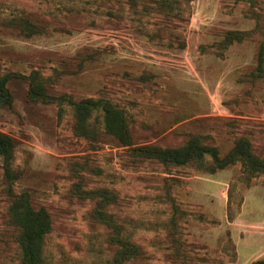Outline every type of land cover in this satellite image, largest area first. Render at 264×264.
I'll return each instance as SVG.
<instances>
[{
	"label": "rangeland",
	"instance_id": "1",
	"mask_svg": "<svg viewBox=\"0 0 264 264\" xmlns=\"http://www.w3.org/2000/svg\"><path fill=\"white\" fill-rule=\"evenodd\" d=\"M0 264H22L11 198L51 229L44 264H250L264 259V173L236 162L140 159L191 137L264 159V0H0ZM122 110L131 145L81 123L70 99ZM138 248L139 254H132Z\"/></svg>",
	"mask_w": 264,
	"mask_h": 264
},
{
	"label": "trees",
	"instance_id": "2",
	"mask_svg": "<svg viewBox=\"0 0 264 264\" xmlns=\"http://www.w3.org/2000/svg\"><path fill=\"white\" fill-rule=\"evenodd\" d=\"M11 75H0V108L11 103V95L7 82ZM68 103L72 106L75 117L86 123L93 113L102 116L104 132L112 135L123 146L131 145V137L127 128L125 116L116 105L105 99H82ZM140 159L152 160L164 166H184L196 164L206 168L210 173L238 162L241 171L246 176L264 173V159L257 158L250 142L246 138H238L232 149L222 158L218 156L216 147L203 144L199 138L191 137L176 148L158 146H141L132 149ZM13 144L10 138L0 133V157L4 161V175L12 179L9 163L12 157ZM11 198L9 214L18 229V242L21 249L22 264H44L43 241L51 229V219L44 207L33 209L26 193L15 195L8 191ZM132 254H139L138 248H133ZM250 264H264V259L252 261Z\"/></svg>",
	"mask_w": 264,
	"mask_h": 264
}]
</instances>
